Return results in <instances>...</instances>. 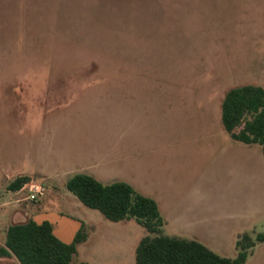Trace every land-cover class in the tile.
I'll list each match as a JSON object with an SVG mask.
<instances>
[{
    "label": "rangeland",
    "instance_id": "obj_1",
    "mask_svg": "<svg viewBox=\"0 0 264 264\" xmlns=\"http://www.w3.org/2000/svg\"><path fill=\"white\" fill-rule=\"evenodd\" d=\"M245 84L264 88V0H0V247L9 225L35 214L67 244L84 223L96 226L84 225L71 264H135L126 239L137 245L147 232L134 220H106L60 180L33 177L27 184L44 190L36 202L6 189L23 172L73 162L81 166L74 173L98 170L112 184L127 159L150 165L148 186L163 203L184 192L225 193L208 200L211 210L219 201L220 216L209 233L264 235L262 148L234 142L221 123L225 94ZM182 146L200 151L187 160L176 152ZM247 194L258 207L251 218L224 217ZM165 218L163 234L175 236ZM263 244L245 264H264ZM214 252L238 253L235 244Z\"/></svg>",
    "mask_w": 264,
    "mask_h": 264
},
{
    "label": "trees",
    "instance_id": "obj_2",
    "mask_svg": "<svg viewBox=\"0 0 264 264\" xmlns=\"http://www.w3.org/2000/svg\"><path fill=\"white\" fill-rule=\"evenodd\" d=\"M221 123L232 140L260 145L264 154V88L245 84L228 90L221 103ZM31 180L28 176L18 177L9 190L20 191ZM66 189L106 220H134L146 230L147 235L135 250V264H245L256 244L264 243V235L254 240L245 234L236 243L237 257H222L197 241L163 234L165 221L157 201L128 183L105 184L78 173L68 179ZM86 239L84 225L67 244L55 236L50 222L39 224L30 219L8 226L0 257H14L19 264H71Z\"/></svg>",
    "mask_w": 264,
    "mask_h": 264
},
{
    "label": "crops",
    "instance_id": "obj_3",
    "mask_svg": "<svg viewBox=\"0 0 264 264\" xmlns=\"http://www.w3.org/2000/svg\"><path fill=\"white\" fill-rule=\"evenodd\" d=\"M214 120L217 122L215 125H217L218 120L216 116L214 117ZM217 129L218 127L215 126ZM196 132H201L203 129L197 128ZM219 130V129H218ZM185 134L189 133L192 131V129H186L183 130ZM193 132V131H192ZM193 134V133H192ZM230 138V137H229ZM231 139V138H230ZM232 140V139H231ZM234 141V140H233ZM236 142V141H234ZM239 143V142H237ZM246 146H251V145H246ZM187 147V148H186ZM240 149V146H237ZM187 151V160L191 158V155L189 153L193 152H199L200 148L199 147H193L192 150L189 152V147L188 146H182L181 148H177L176 152L180 156L181 154H185ZM129 152V150H127ZM246 152L253 153L254 158L256 159L257 157V151L254 150V152H251L250 150H247ZM245 152V153H246ZM128 154V153H127ZM249 154V153H247ZM246 154V155H247ZM194 155V154H193ZM131 156V154H130ZM193 159V157H192ZM81 168L78 163L73 162V163H68L66 166L65 165H57L58 170H55L54 172H49L47 169L46 171H39L35 173H30L34 174L33 176L27 174V173H21L19 176H28L31 177L33 180V177L37 180H43L47 181L49 183L54 182L58 183L59 180L61 181V184L66 185L68 179L73 176V174H78L74 173L73 168L75 170L78 168ZM122 173H121V180L117 182H125L130 184L132 187H134L139 193L146 197L153 198L157 201L159 205L160 212L164 218L165 224L167 222V218H165L166 214L169 216V225L176 230V235L172 237H179L183 239H188V240H194L197 241L206 247L210 248L211 250L218 249L220 247H224V245H232L237 243L239 239H241V232L238 231V229H233L232 232L230 233L231 239H228V235L225 234L224 239L222 240L219 236V233L215 230L212 233H209V230H211V227L216 226L217 220L220 218L217 217V207H218V202L214 203V210H211L209 207L211 206V203L208 201L210 198H213L216 200L217 198H225V193L221 194L218 192H198V193H193V192H184L185 195L180 194H175L173 195V200H171L169 203L162 202L161 198L164 199V196L162 194H159L156 190L150 189L151 187L148 186V183H154L149 175L151 173L150 165L142 160H132L130 161L127 159L126 161L123 162L122 166ZM156 167V163H152L151 168ZM63 168H65L63 170ZM93 169V168H92ZM45 170V169H42ZM79 170V169H78ZM82 170V169H80ZM94 170V169H93ZM79 173H82L79 172ZM66 175V176H65ZM93 176L96 178L98 181L103 183V179L106 178L105 173H100L98 170L93 171ZM33 182V181H32ZM12 183V182H11ZM10 183V184H11ZM115 183V182H114ZM8 184L7 188L9 193H12L15 195H19L21 191H23V188L20 191L13 192L9 190ZM58 190V189H57ZM69 197V196H68ZM73 197V196H72ZM75 199V198H74ZM245 201L240 202V205L237 206L236 212L229 214V210L226 212V215L224 217L229 218L231 221L238 220L241 223L245 222L247 219L251 218L252 211H255L258 209L256 201H253L251 198V195L249 194L246 195L244 198ZM76 201V200H75ZM18 203V202H17ZM231 210V209H230ZM34 212V211H32ZM31 214V213H30ZM22 215V213L20 214ZM26 215V214H25ZM30 219L34 218L36 215L31 214ZM234 215V216H233ZM27 217V215H26ZM100 219V218H98ZM23 222V221H21ZM101 220H99V223ZM17 223H20L17 222ZM240 223V224H241ZM96 224V223H95ZM84 225H92L93 228H96V226L92 224H89L88 222L84 223ZM233 236V237H232ZM126 239V238H124ZM128 242H130V250L134 247L136 250V247L138 245H133V243L130 241V239H126ZM264 245V244H263ZM216 253V252H215Z\"/></svg>",
    "mask_w": 264,
    "mask_h": 264
},
{
    "label": "built area",
    "instance_id": "obj_4",
    "mask_svg": "<svg viewBox=\"0 0 264 264\" xmlns=\"http://www.w3.org/2000/svg\"><path fill=\"white\" fill-rule=\"evenodd\" d=\"M23 191H26L27 196L25 197V201L36 202L38 201L44 194V190L40 185H37L33 182L26 184L23 187Z\"/></svg>",
    "mask_w": 264,
    "mask_h": 264
}]
</instances>
